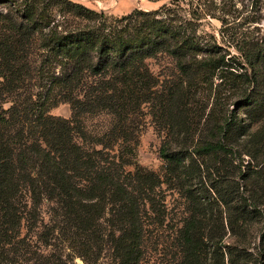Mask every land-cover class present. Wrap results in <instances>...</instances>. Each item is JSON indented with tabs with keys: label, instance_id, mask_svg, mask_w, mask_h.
I'll return each instance as SVG.
<instances>
[{
	"label": "trees",
	"instance_id": "16d2710c",
	"mask_svg": "<svg viewBox=\"0 0 264 264\" xmlns=\"http://www.w3.org/2000/svg\"><path fill=\"white\" fill-rule=\"evenodd\" d=\"M203 1L0 0V264H264V0ZM147 113L159 171L136 161Z\"/></svg>",
	"mask_w": 264,
	"mask_h": 264
},
{
	"label": "rangeland",
	"instance_id": "374dc122",
	"mask_svg": "<svg viewBox=\"0 0 264 264\" xmlns=\"http://www.w3.org/2000/svg\"><path fill=\"white\" fill-rule=\"evenodd\" d=\"M75 2L82 3L96 11L103 12L106 15L119 17L125 14L130 13L134 9L141 10H154L157 9L164 3L169 2L170 0H72ZM235 1V0H233ZM247 1V0H245ZM196 2V1H195ZM201 2V1H200ZM202 3H207L212 8L213 15H220L218 9L213 8L219 7L220 0L215 1H203ZM225 9L228 8L229 1H225ZM182 3L181 5H184ZM3 7L0 6V9ZM199 24V29L201 31L212 32L215 35L218 34L220 28V21L209 15H205ZM147 64L151 72L156 75L161 81L174 79L176 71L173 66V62L167 56L160 55L153 59H148ZM145 112H148V106L144 108ZM52 115H58L65 118L70 116V108L66 103L57 105L56 107L50 110ZM143 124L141 125V132L139 135V144L136 149V161L139 165L144 168L159 171L163 164V161L159 157V147L161 145L163 136L161 131H159L154 122L152 121L151 116L147 113L144 116ZM110 118L107 115H91L85 118V125L89 131L92 133H101L109 126ZM78 264H81V261L77 259Z\"/></svg>",
	"mask_w": 264,
	"mask_h": 264
}]
</instances>
